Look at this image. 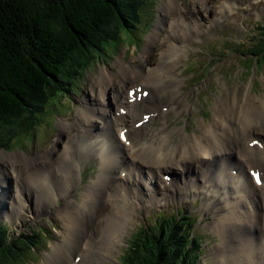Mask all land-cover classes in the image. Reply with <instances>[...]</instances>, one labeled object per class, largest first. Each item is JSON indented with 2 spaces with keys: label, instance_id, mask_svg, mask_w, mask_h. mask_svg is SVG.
I'll use <instances>...</instances> for the list:
<instances>
[{
  "label": "rangeland",
  "instance_id": "obj_1",
  "mask_svg": "<svg viewBox=\"0 0 264 264\" xmlns=\"http://www.w3.org/2000/svg\"><path fill=\"white\" fill-rule=\"evenodd\" d=\"M165 1L151 0L138 7L136 12L140 14L134 16L138 20V29L125 28L113 17L104 30L96 36V43H101L104 47L102 50L95 49L93 46L86 50L78 48L71 56L70 62L62 67L57 79L64 83H68L66 80H69L72 82L71 85L63 84V87L57 81L46 78L40 92L31 96L33 99L29 102H33L32 104L24 106L14 115L0 122V185L4 184L0 186V220H5L7 227L15 230L12 234L9 231L10 236H13V241L18 240V244L11 245L12 248H8L6 253L0 255V264H42L50 259V255L55 256L53 254L54 245L62 247L65 244L73 253L71 259L76 262L79 257L74 253L81 251L85 244L98 242L99 239L102 242L101 235L104 232L102 222L104 223L105 216L111 214L110 203L100 202L92 213L78 206L86 197L87 190H90V187L86 186L87 183L101 176L102 170L110 173L107 176L109 178L107 182H113L120 189L119 191L111 185L105 189L103 197L110 192L112 194L125 193L133 198L132 193L135 192L147 198L153 195V186L160 187V190H155L154 195L156 196L150 198L152 201L145 199L148 201L145 209H141V202L137 200L136 208L133 206L131 209L132 215L136 216V221L127 225L128 232L131 231L130 229H135L140 220H145L147 214L153 212V210L149 211L152 204L161 203V200L156 202L155 199L171 200L172 205L164 206L163 209L171 210L182 207L186 210L193 207L192 210L197 211L201 228L199 230L206 236V253L202 258L204 263L222 264L224 258L225 264H246V259L242 256L235 259L238 252L240 253L241 245L234 239L228 240V237L224 238L227 245L225 249H222L224 250L222 255H225L217 256L221 236L216 232L212 213L204 209L203 200L206 203L207 201L202 192L200 191L197 196L185 197V201L194 202L183 203V196L179 194L182 188L174 191L172 187L176 182L180 183L181 179L187 182L188 178L192 185L191 177L194 174L197 175L198 180H202V183L212 181L213 184L221 176V174H215L217 177L215 179L208 176L207 168L209 169L213 161L194 159L193 155L188 154L179 164H168L159 170L154 166L147 167L125 148L121 150L116 143L111 142L115 136L118 137L116 132L112 139L111 130L104 133L100 129L102 128L101 115H99L101 110L107 111V117H111L110 121L115 120V111L119 105L115 103L113 94L118 91L124 96L120 108L128 111L124 113L122 121L124 124L120 123L117 127L125 130L131 129L138 119H143L144 126L140 129V133L147 141L151 140L150 133L154 129L163 130L160 136L169 130H178L170 139L172 145H178L184 136L194 134L205 123L213 120L216 105L222 102L237 103L242 96L248 97L243 110L249 117H255L256 110L251 105L254 102L252 97L260 96L264 92V55H261L264 53V0H235L233 8L226 5L227 3L223 4L222 0H178L180 6L176 9L173 8L171 0L169 4L172 6L170 7ZM223 8H226V11H223ZM175 16H181L185 22L190 24H198V27L202 25V28L199 27L200 30H195L196 35L192 41L182 43L183 35L180 38L170 35L166 27L167 22ZM157 24H160V28L156 30ZM154 31L162 36L160 40L162 43L156 41L154 45L147 47L149 35ZM151 41L152 39L149 42ZM166 41L172 44L177 54L174 57L176 61L172 65L171 72L165 73L176 82L175 94L170 92L169 95H160L149 100L141 96L132 109L129 105L131 93L141 90L142 84L153 80L149 75L153 74V70L156 69L159 53L165 48ZM185 47L188 48L185 49ZM183 49L184 52H182ZM59 91L61 94L66 92V97L62 98L58 94ZM153 104L162 112H168L169 108L170 111L165 116L158 113L149 118L150 114H145L142 110ZM81 107L86 108L87 113L92 115L86 114L88 120L90 117L92 119L88 123L78 121V126H71L77 121L76 113ZM138 112L140 115L133 116ZM226 116L230 118L224 122L230 125L229 132L233 134L232 141L242 140L243 143H234L232 153L218 155L214 160L228 157L229 163L226 164L228 172L232 170L234 173L239 168L240 149L249 144L253 145L252 141L258 148L264 147V130L254 126L244 131L237 116H234L231 111H226ZM33 119V126L29 129ZM60 121H69L70 125L67 129H61L58 126ZM95 122L96 127L93 128L91 124ZM164 126L168 128L165 129ZM112 127L115 128L113 124ZM244 132L248 134L247 143ZM69 136L71 138L74 136L78 141H84L82 144H85L87 140L102 143L101 139H103L102 145L107 152L104 156L107 158L106 161L99 158V161L91 153L89 146L86 154H81L78 150L80 155L77 156L76 161L77 171L69 172L65 182L64 173L61 174L57 166L61 160L60 153ZM118 139L123 144L119 137ZM248 139L252 141L249 142ZM5 143L7 144L3 146ZM48 149L51 151L49 160L39 159L35 162V167L30 170L18 158L12 162L4 157L5 154L18 153L34 156ZM176 159L180 158L177 156ZM204 160L209 162L202 163ZM100 162L104 164L100 165ZM103 165L107 166L109 171L102 168ZM112 166L117 170L121 166L123 170H119L120 174H118L119 172L110 171ZM210 166H213L211 170H217L221 168L222 163L218 166L214 164ZM51 170L57 172L59 176L51 173ZM200 170L204 171L203 177L199 174ZM126 171L128 174L124 176ZM32 173L48 175V182L54 192L50 195L37 184L27 188L28 179L34 176ZM244 174L253 180L247 171ZM137 182L142 186V191H136ZM202 183L196 182V187L200 190L203 189ZM146 186L150 190L148 195L144 193ZM62 188H65L63 194L66 195V199L63 198L65 195H60ZM106 199L108 198L105 197L104 200ZM253 200L250 199L252 206L255 204L261 210L262 199L259 192H256ZM41 201L49 206L42 209L39 207ZM1 202L4 203L3 206ZM67 202H70V207L67 208L70 215L62 219L57 215V211ZM217 204L221 208L222 202ZM134 211L136 214H133ZM38 226L43 227L42 230L46 234L45 239L33 232V229ZM239 231L242 232L243 238L252 244L255 241L262 242L261 238L257 240L256 229L252 226H245ZM125 240L126 236L123 244L115 245L111 251L112 258L108 263L106 261L96 263L92 258V264H122L121 255L126 248ZM67 241L69 244L66 243ZM234 246L237 249L236 252L233 251ZM125 260L123 259L124 262ZM69 262L67 261L66 264ZM86 263L89 264V260ZM126 264H131V260Z\"/></svg>",
  "mask_w": 264,
  "mask_h": 264
},
{
  "label": "bare ground",
  "instance_id": "obj_2",
  "mask_svg": "<svg viewBox=\"0 0 264 264\" xmlns=\"http://www.w3.org/2000/svg\"><path fill=\"white\" fill-rule=\"evenodd\" d=\"M169 1L170 0H166L165 3L167 4V6L170 7L172 5L169 4ZM171 1L172 4L174 5L173 7L174 9L180 6L178 0H171ZM225 1L226 0H222V3L223 4L227 3L226 5H228L231 8L235 7V0H228L229 2L227 1L225 2ZM223 11H226V8H223ZM166 27H168L171 33L170 35H174L176 38L178 37L180 38L183 35L181 41L182 43H186L192 41L193 37L196 35L195 30H200V28H202V25L201 26L199 25L200 27L199 28L198 24L195 23L190 24L188 22H185L184 18H182L181 16H175L173 17V19L168 20ZM158 28H160V24H157L156 30ZM161 37L162 36L158 34L156 31L152 32L149 35V41L151 39L152 41L151 42L148 41L146 46L149 47L152 44L154 45L156 41L162 43L160 41ZM187 48L188 47H185V49ZM182 52H184V49L182 50ZM176 56L177 54H175L172 44L166 41L165 48L162 49L159 53V62L156 66V69L153 70V74L149 75L150 78L153 80L150 83L142 84L143 87L141 88V90L139 91L136 90L134 91V93H131V103L129 105L131 106L132 109L138 103V100L141 96H145V98L149 100L150 98H154L156 96L169 95L170 92L175 94L176 82L170 75H165V73L171 72L172 65L176 61L174 57ZM166 84H168V86H166ZM123 97L124 96L119 91L116 94H113V99L115 103L119 105V107H117V110L115 111V120L110 121L111 117L110 116L107 117V111L101 110V112H99V115H101V117H104L105 119L104 126L106 128L112 129L111 125L112 124L114 125L115 128H113V131H111V133L115 135L116 132L119 138L121 137V133H123L124 135V139L122 140L123 144L120 141H116V136H115V140H111V142L113 144L116 143L118 148L121 150L125 148L128 152H130L131 155L135 156L137 160L144 163L143 165L147 167L154 166L158 170L160 168L165 167L168 164L171 165H173L174 163L179 164L181 160H183L188 154L193 155L194 159L201 158V159H208L209 161H213L211 162L210 165L214 164L218 166L221 165L222 162L229 163L228 157H224L223 159H219V160H214V159L215 157H218V155H223L227 152L232 153L234 148L233 147L234 143H243V141L242 140H236L234 142L232 141L233 134L229 132L230 125H227L225 123L230 119L228 116L225 117L226 111H231L234 116H237L239 118L242 124V129L244 131H247L248 129L254 126L258 127L260 130H264V92H263L260 96L252 97L254 102L251 103V105L254 106L256 110L255 117H249L246 114V112L243 110V106L247 101L248 97L246 96L244 98L242 96L243 99L240 98L237 103L232 102L230 104H225L224 102H222L221 104L216 105L214 107L213 120L205 123L201 128L197 129V132H194V134H190V135L188 134L184 136V138L180 140L178 145L174 146L171 144L170 141L171 137L175 133H177L178 130H169L165 132L164 135L160 136L163 130L154 129L150 133L151 140L147 141L145 140V137H143V135L140 133V129L144 126L143 119H138L135 125L131 129L128 128L125 130L122 127H117L119 126L120 123L124 124V122H122L124 119V113L128 111L123 108H120V105H122ZM169 111L170 108L168 112ZM240 111L241 114L239 115ZM142 112L145 114H150L149 118H152L154 115L158 113H162L164 116L168 113V112H162V110H160L155 104L146 107L145 109L142 110ZM86 114L91 115L87 113L86 108L84 107L79 108L76 113L77 121L73 122L71 126L74 125L78 126L79 124V123L77 124L78 121L80 123H85V122L88 123L89 120L92 119V117H90L88 120V116ZM138 115H140V112L134 114L133 116H138ZM68 125H70L69 121L58 122V126L61 129H67ZM91 126L95 128L96 122L92 123ZM168 126H164V128L167 129ZM217 129H219L220 131ZM244 133H245L244 134L245 140L247 143L248 134L247 132ZM157 136L158 139H156ZM111 137L113 139V136ZM70 138L71 136L68 137L67 143L65 144L63 150L60 153L61 160L59 161V165L57 166V170L61 174L64 173L63 180H65L69 172L76 171L77 169L76 161L78 160L77 156H79L80 153L86 154L88 152L87 149L88 146H89V150H91V153L93 155H94V147H95V151L101 152V148H100L101 146L96 147L93 140H91V143L90 141L88 142L87 140L85 144H82L84 142L83 141L78 146L77 144L79 141L74 140L73 142H70ZM248 141L250 142L252 141V139H248ZM117 142H119V144ZM78 150L80 153H78ZM119 152L121 151L119 150ZM75 155H77L76 160H75ZM177 156L180 158L179 160L176 159ZM4 157H7L8 160H12V162L18 158L19 161H21V163H23L27 167V169L30 170L35 167V162L38 161L39 159H44L46 161L49 160V158L51 157V151L50 149H48L46 152L34 156H30L28 154H21V153L8 154V155L5 154ZM238 159L240 161L239 162L240 164L237 170L238 174L236 176L228 173L229 170L227 165H223L218 171L210 174V170L213 166L209 165V173H208L209 177L210 175L221 174L227 176V179L229 178V180L230 179L233 180L229 185L223 180L217 182L218 187L222 189L228 188L231 190V194H230L231 196L228 197L229 200L220 199L217 196V194L212 195V193L215 192L212 193L209 192L210 188L212 187L211 185L212 181L211 182L209 181V184H203V186L206 188L204 194L205 197L214 196L215 198H218L221 202H223L222 208H216L215 210L212 209L213 216L215 218V223L217 225L231 227L230 229H226V228L216 229L218 235L221 236L223 247H226L227 245V243L225 242L227 237L228 240L231 241L234 239L237 242H239V244L241 245L240 253L238 252L236 258H238V256L239 257L242 256L243 258L246 259V264H264V246H263L264 245V147L258 148L257 146L249 144V146H245L243 149L239 150ZM209 161L204 160L202 163L205 162L208 163ZM102 164L104 163L100 162V165ZM125 167L130 168L127 165H125ZM102 168H105L106 170L109 171L107 166L103 165ZM119 170H123V168L120 166ZM119 170H117L114 166H112L110 171L119 172ZM211 171H215V170H211ZM245 171H248L249 176L253 172L257 173L260 183L257 184L255 179L250 180L247 178V180H245L242 177V173L245 176L244 174ZM51 173H53L56 176L57 175L59 176V174L54 170H51ZM111 173L114 174L115 172H111ZM32 174L34 175V173ZM108 174L110 173H108L105 170H102L101 176L99 177L97 176L95 177V179L87 183L86 186H89L90 190H87L86 197L78 205L79 208H81L82 210L85 209L88 213H92L96 208L95 206H97L100 202L110 203V207L112 209L111 214L105 216L104 223L102 222L104 229L103 230L104 232L101 235L102 242L101 239H99L98 242L93 241L92 243L89 242L85 244L81 251L74 253L79 257V260L76 262H74V260L71 259L73 253L66 247V244L65 246L62 247L58 245H54L53 254H55V256L50 255L49 257L47 253L46 257L47 258L49 257L50 259H47L42 264H66L67 261H70L68 264H88L86 263L87 260H89V264H92V258L95 259L96 263H98L99 261H106L108 263L110 258H112L111 251L115 248V245L123 244L124 236L127 232L125 228L126 226L125 217L128 212L127 211L128 207H130L132 203L133 205H135V203H137V200H139L141 202V209H145L147 207L146 204L148 202L147 200H151L150 198H154L156 196L154 195L156 194L155 191L156 189L160 190V187L153 186V190H154L153 195H149V197L147 198H144L140 196V194H137L135 192L132 193L133 198L125 193L112 194L110 192L103 197V194L105 193L104 192L105 189L110 187L111 185H113L115 188H117L120 191V189L113 182L111 181L107 182L109 179L107 178ZM127 174L128 172L124 174V176ZM48 179H49L48 175L37 173L36 175L28 179L27 184L29 185H26V187L30 188L32 187L31 185L37 184L40 186L41 189L43 188L51 195V192H54V189L49 184ZM192 182H193L192 177H191L192 185H190L189 178L187 182H184V179H181L180 183L176 182V184H173L172 187L174 191H179L181 187L185 193H189L190 195L197 196L199 194L200 188L196 187L195 183L198 182V180H195L193 183ZM167 184H171V183L167 182ZM5 188H8V186H5ZM136 191L137 192L142 191V186L139 184V182H137ZM149 191H150L149 187L146 186L144 193L148 195L147 193H149ZM254 192H259L262 199L261 211L259 212L251 207L250 202H247L251 194L254 195ZM63 193H65V188L61 189L60 195H62ZM49 194L48 197H50ZM64 195L65 194H63L62 196ZM105 197H107L108 199L104 200ZM63 198L66 199V195ZM159 200H162V198H157L154 201L157 202ZM169 203L170 202H166V204ZM1 204L2 206L4 205V203L2 202ZM209 204L212 205V202H209ZM48 206L49 205L45 204L44 201L39 202V207H42V209H45ZM68 207H70V202L63 204L58 209L57 215H59L60 218L62 219L63 217L64 218L68 217L70 215V211L69 209H67ZM209 212H211V208H209ZM1 222L2 225L5 226V220ZM245 226L254 227L257 233V240L261 238L262 242L261 243L257 242V244L255 242L254 244H252L250 241H246L243 238L242 232L240 233L239 231V229L245 228ZM9 230H11V234L15 231L12 227H10ZM224 238L226 239L224 240ZM12 240H13V236H10L9 241ZM66 243L69 244L68 241ZM233 251L235 252L237 251L235 246L233 247ZM224 255H222V257ZM225 263L226 262L224 261L223 258L222 264Z\"/></svg>",
  "mask_w": 264,
  "mask_h": 264
},
{
  "label": "trees",
  "instance_id": "obj_3",
  "mask_svg": "<svg viewBox=\"0 0 264 264\" xmlns=\"http://www.w3.org/2000/svg\"><path fill=\"white\" fill-rule=\"evenodd\" d=\"M146 3L149 0H0V122L32 104L31 96L40 92L46 78L71 85L57 76L77 49L102 50L95 40L109 21L114 17L123 27L135 28L134 16L140 14L136 10ZM173 218L154 225L148 234L151 240L139 243L138 255L134 260L125 257L127 261L199 264V239L189 237L192 219L183 223ZM36 233L41 236L40 229ZM4 244L0 239V245Z\"/></svg>",
  "mask_w": 264,
  "mask_h": 264
},
{
  "label": "snow or ice",
  "instance_id": "obj_4",
  "mask_svg": "<svg viewBox=\"0 0 264 264\" xmlns=\"http://www.w3.org/2000/svg\"><path fill=\"white\" fill-rule=\"evenodd\" d=\"M120 138H121L122 140L124 139V135H123V133H121V137H120ZM251 175H252L253 179L256 180V183L259 184V183H260V180H259V178H258L257 173L253 172Z\"/></svg>",
  "mask_w": 264,
  "mask_h": 264
}]
</instances>
